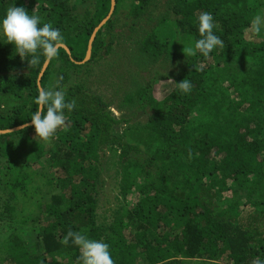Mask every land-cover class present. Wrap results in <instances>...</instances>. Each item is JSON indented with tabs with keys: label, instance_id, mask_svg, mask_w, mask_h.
<instances>
[{
	"label": "trees",
	"instance_id": "16d2710c",
	"mask_svg": "<svg viewBox=\"0 0 264 264\" xmlns=\"http://www.w3.org/2000/svg\"><path fill=\"white\" fill-rule=\"evenodd\" d=\"M157 1L115 0L90 58L79 63L110 0H0V17L23 6L61 30L70 53L61 48L40 84L49 87L56 72V89L76 102L65 110L67 126L49 140L31 125L0 134V264H77L78 247L61 243L69 231L108 243L115 264L264 261V30L250 34L264 0H166L150 31L129 37L126 68L113 74L120 83L113 88L125 92L114 105L118 114L88 91L85 78L69 81L70 71L88 70L104 45L109 50L104 38L122 9L141 21ZM204 11L213 14L224 47L188 56ZM162 59L178 66L147 72ZM44 61L31 66L0 42V129L31 121ZM17 67L26 68L25 77L11 74ZM183 79L190 93L178 88ZM109 160L120 165L117 203L98 216ZM29 229L33 241L21 234Z\"/></svg>",
	"mask_w": 264,
	"mask_h": 264
},
{
	"label": "clouds",
	"instance_id": "9594fccd",
	"mask_svg": "<svg viewBox=\"0 0 264 264\" xmlns=\"http://www.w3.org/2000/svg\"><path fill=\"white\" fill-rule=\"evenodd\" d=\"M197 21L201 38L195 41L194 46L185 48L184 54L196 56L199 53L207 57L215 48L224 47V41L213 31L216 25L211 12H201ZM251 27L255 33L264 30V16L254 17ZM0 42L13 44L22 59L28 58L31 66H39L41 56L46 63L58 58L64 45V36L51 22L41 24L39 15H30L23 6H12L0 17ZM177 85L185 94L190 93L193 87L188 79L181 80ZM34 103L37 110L31 115V126L37 137L43 140L52 138L58 128L66 127L65 110L71 112L76 107L75 100H66L65 93L53 86L40 87ZM70 240L79 249L77 264H115L108 243L73 231H69L61 243L68 245ZM254 264H264V261L257 260Z\"/></svg>",
	"mask_w": 264,
	"mask_h": 264
},
{
	"label": "rangeland",
	"instance_id": "374dc122",
	"mask_svg": "<svg viewBox=\"0 0 264 264\" xmlns=\"http://www.w3.org/2000/svg\"><path fill=\"white\" fill-rule=\"evenodd\" d=\"M127 2L129 0H126ZM87 4V3H85ZM166 4V0H158L157 5L155 7H152L151 13L145 14L143 17H141V21L135 20V19H128L125 17L124 10L120 11L119 15L116 17L113 28L110 29V33L104 38L105 43H108L111 41V46L109 50L106 52V45L102 47L100 55L102 56L98 61H93L89 64L88 70L87 68H83L79 72H69L68 74H71L69 78H71L69 81H80L83 82L85 78V84L88 88V91L90 93L99 94L103 100L105 101H111V110L114 112V114H118L116 109L114 108V105L118 103V99L125 93L121 89L115 90L113 88L114 83L120 84L115 76L113 74H116L119 72V70L126 68V64L124 63V53L128 52L131 47H133V44L131 42L130 36L132 38H136L137 36H143L145 31H150V29L154 26L155 22L154 19L159 17L160 12L164 9V6ZM78 11H82L85 6L84 4H78ZM252 29V27H251ZM255 35V32L253 30H250V34ZM160 34V33H157ZM262 34V31L259 33ZM163 36V34H160L159 36ZM258 35V34H256ZM103 53H106L104 55ZM112 60L114 61L112 63ZM162 60H159L158 62H154L153 66L149 67V73H151L154 69L159 70L160 72L165 71H172L176 69L178 65L174 64V62H169L167 65L166 63L162 62ZM179 63V62H178ZM121 68V69H120ZM153 69V70H152ZM112 72V75H107L109 72ZM151 71V72H150ZM11 74H14L15 78H23L25 77L26 68L24 67H17L15 70H11ZM146 72V71H145ZM121 73V72H120ZM141 73V72H139ZM148 73V74H149ZM136 74V73H135ZM140 75V74H139ZM147 76V73H146ZM59 77L58 74L55 72L51 73L50 75V86H53L55 89L57 85L59 84ZM118 79V78H117ZM120 80V79H118ZM68 82V81H67ZM122 86V84H121ZM168 89L167 86H162L161 88ZM58 90V89H56ZM136 120L137 119H144V114H141V111L135 112ZM119 166L116 163L109 160L108 165L106 168H102V188L103 191L101 193V201L99 205L97 206L96 212H98V216L103 215H109L111 213V210L115 208V205L117 203L116 193L118 191V183L120 180V174H119ZM35 232L31 229L29 230H21V234L27 235L30 240L33 241L35 238ZM197 260H193L191 264H198Z\"/></svg>",
	"mask_w": 264,
	"mask_h": 264
},
{
	"label": "water",
	"instance_id": "95a60500",
	"mask_svg": "<svg viewBox=\"0 0 264 264\" xmlns=\"http://www.w3.org/2000/svg\"><path fill=\"white\" fill-rule=\"evenodd\" d=\"M114 8H115V0H110V9H109V12H108V14L106 15V17L103 18V19L101 20V22H100V23L94 28L93 32L91 33L90 38H89V40H88V44H87V49H86L85 57H84V59H83L81 62H79V63H84V62H86V61L90 58V56H91V52H92V43H93V40H94V38H95V35H96L97 31L100 29V27H101L102 25H104V24L106 23V21L111 17V15H112V13H113V11H114ZM62 48L65 49V51H66L68 54L70 53L69 48H68L65 44L63 45ZM71 59H72V58H71ZM48 64H49V63H46V62L44 61L43 65H42V67H41V69H40V72L38 73V76H37V88H38V89L41 87L40 79H41V77H42V75H43V73H44L46 67L48 66ZM25 125L30 126V125H31V121L28 122V123H25V124H21V125H18V126L12 127V128H8V129H0V134H2V133H7V132H11V131L20 130V129H22V128H25Z\"/></svg>",
	"mask_w": 264,
	"mask_h": 264
}]
</instances>
